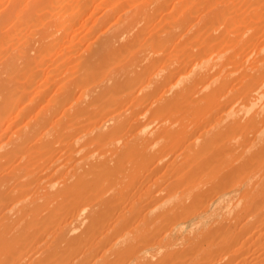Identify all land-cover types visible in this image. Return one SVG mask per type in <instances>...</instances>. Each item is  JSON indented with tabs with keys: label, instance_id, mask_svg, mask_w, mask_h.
I'll use <instances>...</instances> for the list:
<instances>
[{
	"label": "bare ground",
	"instance_id": "1",
	"mask_svg": "<svg viewBox=\"0 0 264 264\" xmlns=\"http://www.w3.org/2000/svg\"><path fill=\"white\" fill-rule=\"evenodd\" d=\"M0 264H264V0H0Z\"/></svg>",
	"mask_w": 264,
	"mask_h": 264
},
{
	"label": "rangeland",
	"instance_id": "2",
	"mask_svg": "<svg viewBox=\"0 0 264 264\" xmlns=\"http://www.w3.org/2000/svg\"><path fill=\"white\" fill-rule=\"evenodd\" d=\"M92 10H93V9L85 10V11L82 13V15L80 16V17H81L80 19L87 20V19L90 17V15H91V13H92ZM80 19H79V17H77V19L74 21V24H73V27L76 28L77 30L80 29V27L78 26L79 23L77 22V20H80ZM86 23H92V19L89 20V22H86Z\"/></svg>",
	"mask_w": 264,
	"mask_h": 264
}]
</instances>
